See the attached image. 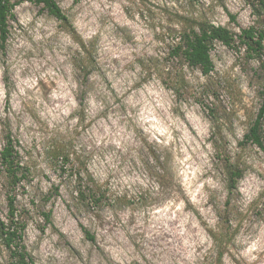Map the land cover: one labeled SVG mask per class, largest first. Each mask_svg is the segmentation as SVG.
<instances>
[{
	"label": "rangeland",
	"instance_id": "rangeland-1",
	"mask_svg": "<svg viewBox=\"0 0 264 264\" xmlns=\"http://www.w3.org/2000/svg\"><path fill=\"white\" fill-rule=\"evenodd\" d=\"M57 2L94 44L90 74L80 44L42 5L19 4L4 48L0 40V151L9 129L29 169L13 193L35 264H264V149L241 145L264 67L221 42L208 76L170 57L175 30L210 21L239 34L264 27V6ZM228 159L245 169L230 203ZM89 176L98 206L78 199ZM9 190L0 164L5 220ZM0 264H13L1 240Z\"/></svg>",
	"mask_w": 264,
	"mask_h": 264
},
{
	"label": "trees",
	"instance_id": "trees-1",
	"mask_svg": "<svg viewBox=\"0 0 264 264\" xmlns=\"http://www.w3.org/2000/svg\"><path fill=\"white\" fill-rule=\"evenodd\" d=\"M25 1L42 5L44 9L68 28V31L75 37V40L80 44L85 54V63L80 69L81 71H85L86 74H90L96 64L94 44L86 43L84 38L77 33L69 16L57 0H0V40L2 47L4 48L8 41L10 21L15 17V8ZM80 1L76 0V2ZM246 1L252 4L259 12V5H255L253 0ZM258 1L264 6V0ZM215 42H221L231 48L245 46L248 57L258 59L261 62V66L264 67V27H257L255 25L243 28L241 33L238 34L225 26L215 25L210 21H197L194 25H188L182 27L180 30H175V41L171 45L170 57L190 67H197L202 71L203 75L208 76L214 70L211 49ZM261 99V106L241 145L252 143L264 149V87L261 90ZM4 139L5 144L0 151V164L8 178L10 190L8 192V220L3 219L0 208V240L8 251L13 264H35L34 256L28 251L24 243L27 225L23 217L18 214L15 204L16 196L13 193L18 185L27 177L29 169L22 163L18 143L9 129L5 133ZM62 153L60 152L57 155L63 157L64 160H68L66 159L68 158L67 155H63ZM240 166V164H236L230 159L227 160L226 183L229 193L227 203H230L232 194L238 189L239 181L244 175L245 169ZM89 180L91 182L89 195L80 187L77 191L78 199L85 200L90 198L92 203L98 206L102 202V194L96 189L95 178L89 176ZM44 214L46 220L51 222V211ZM84 231L89 239H95L94 235L86 228H84Z\"/></svg>",
	"mask_w": 264,
	"mask_h": 264
}]
</instances>
